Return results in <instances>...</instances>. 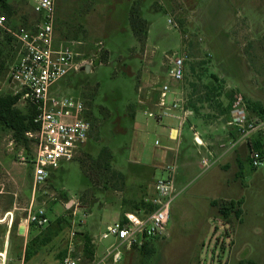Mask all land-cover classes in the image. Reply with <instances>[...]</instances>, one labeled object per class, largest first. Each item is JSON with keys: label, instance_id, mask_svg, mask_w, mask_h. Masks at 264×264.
Segmentation results:
<instances>
[{"label": "rangeland", "instance_id": "374dc122", "mask_svg": "<svg viewBox=\"0 0 264 264\" xmlns=\"http://www.w3.org/2000/svg\"><path fill=\"white\" fill-rule=\"evenodd\" d=\"M8 1L14 26L37 21L31 3ZM131 10L147 21L144 44L133 34ZM55 34L58 43L93 60L92 69L70 74L53 90L84 99L95 126L76 158L36 187L29 163L22 161L33 152L28 155L12 132L0 128V254L7 251L6 264H57L71 247L89 264L88 238L93 255L100 257L114 242L102 237L107 226L135 212L132 206L144 191L140 194V169L129 165L150 163L167 144L164 125L178 127L175 119L149 118L140 103L141 95L164 82L181 91L166 72L165 56L180 52L186 58L189 89L192 83L197 92L205 91L215 73L247 102L264 103V0H56ZM17 52V43L0 38L2 96L15 95L9 71ZM175 98L168 95L169 102ZM16 107L27 112L30 105L20 99ZM229 129L236 139L235 129ZM181 134L182 141L192 140L188 123ZM251 149L249 141L238 144L233 151L239 161L230 160V168L218 165L188 179L172 203L167 236L145 251L130 250L119 264H264V166L252 165ZM213 200L220 206H212ZM232 200L241 201L240 218L234 210L221 215L222 204ZM30 209L44 211L49 222L28 225Z\"/></svg>", "mask_w": 264, "mask_h": 264}, {"label": "built area", "instance_id": "2783aa9c", "mask_svg": "<svg viewBox=\"0 0 264 264\" xmlns=\"http://www.w3.org/2000/svg\"><path fill=\"white\" fill-rule=\"evenodd\" d=\"M0 0V38H10L17 43L18 60L9 71V80L14 94H20L21 100L34 109L33 123L36 131L27 133L34 142L31 159L22 157L24 163L32 168L34 186L46 183L52 176L53 169L63 162L72 161L87 143L92 131V123L88 118L86 101L79 95H66L53 90L54 86L70 74L82 69H92L93 60L85 58L70 45L56 41V0H27L37 16L31 26H14L12 19L4 12ZM7 4L10 2L8 0ZM15 0H13L14 2ZM96 47L99 44L95 45ZM166 72L169 78L183 83L186 75V58L180 52L167 56ZM176 98L168 101V95ZM149 118L161 121L169 113H178L176 118L179 126L184 127L193 111L186 106L183 91L172 89L169 82L161 84L159 99L154 108L144 107ZM227 124L237 134L233 146L247 143L251 137L264 131V117L250 114L246 98L236 92L228 113ZM195 142L203 145L195 134ZM251 161L255 168L264 166V156L259 150L251 149ZM205 169L212 163L203 159ZM166 176L159 178L155 185V193L148 201L153 209L149 213L131 212L125 214L124 220H118L107 226L104 237H112L114 242L100 256H94L89 264L121 263L127 252L141 247L146 240L163 239L167 236L171 206L180 195L181 190L176 184L177 165H167ZM49 222L44 211H29L28 224L38 227ZM6 264L7 251L1 253ZM57 264H82L80 254L71 247Z\"/></svg>", "mask_w": 264, "mask_h": 264}, {"label": "crops", "instance_id": "0c3cea01", "mask_svg": "<svg viewBox=\"0 0 264 264\" xmlns=\"http://www.w3.org/2000/svg\"><path fill=\"white\" fill-rule=\"evenodd\" d=\"M235 88L236 87L229 84L224 77L222 96L218 99L220 101L219 105L211 108L208 104H205L201 109L200 114L196 115L194 113L193 116L188 118L187 123L189 124L190 130L193 132L191 141H182L181 133L187 123L181 129L179 121L176 118L178 113H169L168 115H165L161 121H157L161 123L165 118L175 119L178 127L164 125L163 130L166 131L165 139L167 144L154 153L150 163L145 164L142 163L141 160L135 161L136 163L132 162L133 166L138 167V170L140 169L137 176L139 187L142 188L140 194L141 191L144 190L140 199L143 198L144 200L149 201L153 197L156 182L159 178L166 176L164 168L169 164L175 163L177 165L175 178L177 187L179 188L180 186L183 187L182 185L187 183L188 179L196 176L199 171L209 172L218 165L222 166L223 169H228L230 168V160L234 161V164L239 161L240 154H238V151H233L237 146H233V142L236 140L233 138L234 134H232L229 129L230 126L227 124V119L218 115L219 111L227 108L231 104L236 92ZM160 89L161 86L152 91H148L145 98L141 95V105L143 107L149 106L154 108L159 99ZM143 99L147 100L144 101ZM255 101L261 102L260 100L255 99L252 102ZM261 103L264 105L263 102ZM224 119H226V122H224ZM195 134L201 139L203 145L195 142ZM263 135L264 131L256 133L251 137L249 142L252 144V148L256 147V145L259 146V151L264 156V143L262 142L264 140H262ZM235 136H237L236 133ZM252 140H254L253 143ZM156 144L160 145L159 140H156ZM203 159H207L212 163L210 168H204L202 164ZM157 171H160L161 173L159 178L156 175ZM239 174L240 172L237 171L235 175L238 177Z\"/></svg>", "mask_w": 264, "mask_h": 264}, {"label": "trees", "instance_id": "16d2710c", "mask_svg": "<svg viewBox=\"0 0 264 264\" xmlns=\"http://www.w3.org/2000/svg\"><path fill=\"white\" fill-rule=\"evenodd\" d=\"M15 1H18V0H15ZM1 5L4 8V11L6 10L8 12V14L7 13L6 14L11 17L10 6L7 5V1H5V0L2 1ZM129 21H130V25H131L133 34L138 39V41L142 44L146 43V41L148 39L147 21L145 19H143L139 15V13L135 10H131L130 16H129ZM27 26H31V25L28 24ZM8 40H12V39L8 38ZM106 59H107V53L104 52L101 60L106 61ZM203 64H206V63H202V65ZM186 66H187V62H186ZM190 70H191L192 75L196 74V69H195L194 65L191 66ZM186 77H187V73L185 75V79H184L183 83L180 84V89H182L183 94L187 92V94H184L183 96L186 99V106L188 108H190L193 111V113H195L196 115L200 114L201 109L203 108V106L205 104H208L209 107H211V108L215 107L216 105L217 106L219 105L220 101L218 99L220 98V96H222V90L224 88V79L221 76H219L215 73H211V75L208 77V79L211 81V83L209 86L205 85V87H206L205 91H203L201 93L197 92L195 90L194 84H192V83L190 84L191 86L189 89V84L186 83V81H187ZM197 78H200V77L198 76ZM185 87H187V90L185 89ZM236 92H239V91H236ZM20 99H21L20 94L9 95V96L0 95V128L12 132L14 142L17 145L24 146V148L27 149L28 155H29V154H32V152L34 151V150L32 151V145L34 146V142H33V140H31L27 137V133L30 131H36L37 126L33 123L34 109L31 106L29 107V110L27 112H24V111H22L16 107V105ZM247 100L248 99H246V102H247ZM232 102H233V99L231 101V104L227 108L219 111L218 115L223 116L226 119H228V113H229V110L231 108ZM247 105H248L249 112H250V107H252V110L254 111L253 115H258V116L264 117V105L261 102H257V101L252 102L251 100H249L247 102ZM250 114H252V113H250ZM90 116L91 115L88 112V118L90 119V121L92 123V130H93L95 125L92 121V117H90ZM254 148L256 150H260V147L257 145ZM104 153H107V151L102 152L101 155H103ZM31 158L32 157H27V159H31ZM129 166H130L129 168H132L133 165H129ZM137 201L139 203H134V205L132 206V208L137 209V210H135V212L149 213L153 209V206L147 200H144L142 198V199L137 200ZM137 204H139V205H137ZM211 204H212V206H215V207L220 206V202L217 200H213L211 202ZM240 206H241V201H233L232 200V201H229V203H223L222 206L220 207L221 215H223V217H227L230 215V212L234 210L236 217L240 218V215H241ZM125 214L121 220L125 219ZM17 225H18L17 223L14 225L13 230L15 228L17 229ZM31 225L36 226L35 224H31ZM154 240H157V239L146 240L143 243V245L141 246V249L143 251L147 250L148 246ZM137 248H140V247H136L134 249L136 250ZM85 254H86L85 257H87V258H92V256H93V251L89 245V238H88V244L86 245ZM23 258L25 259V261L29 260V258H30V254L28 253L27 249L25 250Z\"/></svg>", "mask_w": 264, "mask_h": 264}, {"label": "water", "instance_id": "95a60500", "mask_svg": "<svg viewBox=\"0 0 264 264\" xmlns=\"http://www.w3.org/2000/svg\"><path fill=\"white\" fill-rule=\"evenodd\" d=\"M86 70H87V71H89V69H88V68H86ZM224 122H226V119H224Z\"/></svg>", "mask_w": 264, "mask_h": 264}]
</instances>
